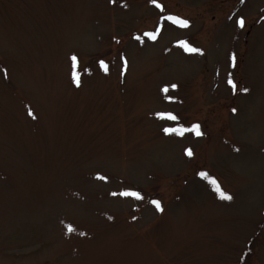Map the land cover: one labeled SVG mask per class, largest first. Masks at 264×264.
I'll return each mask as SVG.
<instances>
[{"label":"rangeland","instance_id":"374dc122","mask_svg":"<svg viewBox=\"0 0 264 264\" xmlns=\"http://www.w3.org/2000/svg\"><path fill=\"white\" fill-rule=\"evenodd\" d=\"M156 2L0 0V264H264V0Z\"/></svg>","mask_w":264,"mask_h":264},{"label":"snow or ice","instance_id":"6c2138e0","mask_svg":"<svg viewBox=\"0 0 264 264\" xmlns=\"http://www.w3.org/2000/svg\"><path fill=\"white\" fill-rule=\"evenodd\" d=\"M109 2H112V0H109ZM151 3H153V5L156 8L161 9V11L163 10L161 8V5L159 3H157L156 0H151ZM241 3H243V0H241ZM165 19L170 21L172 24H174L178 27H181V28H186L189 26V21H187L186 19H183V18H178L176 16L170 15V16L165 17ZM235 23H236L237 27L243 28V26H244V20L242 18H238ZM145 36L148 39H155V35L151 32L145 33ZM178 46L181 47L187 53H199L200 52L199 49L194 48V47H190L188 45V43H186L184 41L178 42ZM69 59L71 60L72 67H73V75H72L73 83H75L77 86H79L78 74L75 71L76 66H77V57L75 55H73ZM230 59L233 62L235 60L234 57H231ZM98 63H99V66L101 69H103V70L107 69V66L103 60L98 61ZM227 83L229 84V86L231 88H233L235 90L236 84L230 78L228 79ZM171 87L175 88L176 85H172ZM162 91L167 92L168 88L166 87V88L162 89ZM240 91L246 93L248 91V89L247 88H241ZM232 111H233V113H235L236 110L233 108ZM29 115H32V113H29ZM157 116H158V118H165V119L173 120V121H175L177 119V117H175L171 114H157ZM163 131L165 132V134L183 135L185 132H191L192 134H194L197 137H199L201 135L200 126L198 124H193V125H191L190 128H183V127L165 128ZM237 151H238V149H237ZM185 155L188 157H191L192 156L191 150L185 149ZM199 175L202 179L208 180L206 173L201 172V173H199ZM98 178L105 179L104 177H98ZM209 183L213 186V190L217 193L219 199L225 200V201L232 199V197L229 194H227L226 192H224L220 188V186L217 184V182L214 179L209 180ZM113 195H115V194H113ZM119 195L125 196V197H133L135 199H141L142 198L138 192H131V191H124V192L119 193ZM150 203L155 207L157 212L162 211V207H161V204L159 201L151 200ZM68 231L69 232L72 231V228L70 226H68ZM81 235H84V233H81Z\"/></svg>","mask_w":264,"mask_h":264}]
</instances>
